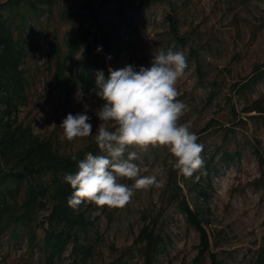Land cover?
<instances>
[{"label":"rangeland","instance_id":"1","mask_svg":"<svg viewBox=\"0 0 264 264\" xmlns=\"http://www.w3.org/2000/svg\"><path fill=\"white\" fill-rule=\"evenodd\" d=\"M139 1L55 0L51 11L31 15L23 30L28 48L23 64L27 99L17 106L16 121L30 124L33 133L51 140L59 153L100 154L95 131L102 121L96 113L105 101L96 93L81 90L65 101L60 89L50 83L51 43L54 37L60 40L71 23L90 25L93 15L102 18L105 29L120 33L124 27L119 22L117 3H122L125 12L139 23L135 12ZM170 13L178 22L179 35L185 38L182 45L175 44L168 33L166 17ZM142 15L145 24L139 26V35L123 34L119 50L103 52L102 59L108 68L133 65L138 70L150 66L155 51L172 49L185 54L188 67L176 86L180 92L177 99L187 107L179 123L188 125L199 137L203 161L211 159L213 188L207 203L193 189L184 188L183 195L192 208L203 207L200 216L207 220L204 227L210 251L216 253L220 264H254L256 252L264 245V112L245 110L254 106L264 109V79L243 95L237 93V87L255 68L264 69V0H162ZM77 58L67 66V72H77ZM212 95L215 98L209 101ZM69 113L88 115L93 134L67 141L60 124ZM235 150L239 156L224 160V151ZM135 163L142 169L141 175L163 168L164 175L158 177L161 186L136 190L123 207L83 204L92 221L87 238L92 254L87 264H144L135 238L146 224L162 232L168 242L152 264H200L194 260L198 232L162 194L174 157L166 147H150ZM120 182L133 183L126 178ZM46 209L40 210L38 218L44 225ZM9 231L0 237V264H45L37 246H29L26 236L11 238ZM37 237H42L39 226ZM70 259L66 251L55 264H70ZM203 263H209L207 254Z\"/></svg>","mask_w":264,"mask_h":264},{"label":"trees","instance_id":"2","mask_svg":"<svg viewBox=\"0 0 264 264\" xmlns=\"http://www.w3.org/2000/svg\"><path fill=\"white\" fill-rule=\"evenodd\" d=\"M54 1L5 0L0 3V237L7 229L15 240L26 236L28 245L37 246L42 252L45 264H55L66 251H69L70 264H87L92 254V244L87 241L92 221L87 217L83 204L77 210L69 207L67 200L73 190L63 182L64 174H74L77 170V162L71 156L76 155L79 160L85 154L82 151L59 153L51 140L39 138L30 124L24 125L15 119L17 106L27 99L28 81L23 64L28 48L23 30L31 15H38L46 9L51 11ZM159 1L162 0L139 1L135 9L139 23H135L133 16L125 12L122 3H117L119 22L124 27L120 33H111L105 29L102 18L93 15L90 25L71 23L60 40L54 37L51 43L50 83L53 88L60 89L65 101L77 90L96 93L95 73L102 70L107 75L109 69L101 54L112 48L119 50L123 34L139 35V26L145 24L142 14ZM166 18L171 39L175 44L182 45L185 38L179 35L175 15L170 13ZM98 48L101 49L99 52ZM76 57L80 60L77 72H67V66ZM261 79H264V69L255 68L238 85L237 93L245 94ZM213 98L215 95L209 101ZM251 110L264 112L259 106L245 111ZM239 155L237 150L222 154L224 160ZM258 158L262 161V157ZM210 164L211 159H206L203 167L192 177H185L170 166L162 193L165 201L174 203L186 223L198 232V251L194 260L200 264L220 262L216 253L210 251V238L204 227L207 220L200 216L203 207L192 208L183 195V189H193L196 196L207 203L213 188ZM43 208H47L45 225L38 219ZM38 226L42 229L40 240L37 237ZM135 243L140 244L139 252L144 264H152L166 250L168 242L162 232H155L146 224L140 229ZM206 254L209 263H203ZM254 264H264V245L256 252Z\"/></svg>","mask_w":264,"mask_h":264},{"label":"clouds","instance_id":"3","mask_svg":"<svg viewBox=\"0 0 264 264\" xmlns=\"http://www.w3.org/2000/svg\"><path fill=\"white\" fill-rule=\"evenodd\" d=\"M187 67L183 52L168 49L155 51L149 67L137 70L126 65L109 67L107 75L102 70L95 73L96 95L105 101L96 113L102 121L95 131L100 154L88 152L79 160L71 156L77 170L63 175V182L73 190L67 200L69 207L77 210L84 203L123 207L136 190L159 188L158 177L165 170L141 175L142 169L135 163L150 147H166L174 157V169L185 177L203 167L199 137L188 125L179 123L187 106L177 99L180 92L176 85ZM89 121L86 114L69 113L60 124L64 138L71 142L91 136ZM122 178L133 183H121Z\"/></svg>","mask_w":264,"mask_h":264}]
</instances>
